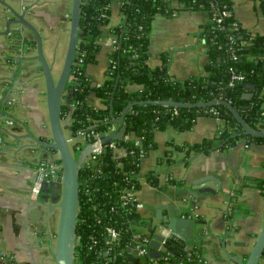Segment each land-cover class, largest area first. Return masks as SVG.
Masks as SVG:
<instances>
[{"label":"crops","instance_id":"1","mask_svg":"<svg viewBox=\"0 0 264 264\" xmlns=\"http://www.w3.org/2000/svg\"><path fill=\"white\" fill-rule=\"evenodd\" d=\"M110 1L109 21L98 38L95 59L85 65V74L95 82L104 80L112 51L106 29L124 20L121 0ZM71 5L72 0H0V31L7 19L14 18L10 8L24 12L40 32L45 56L55 70L66 49ZM231 7L243 28L264 34L261 0H231ZM208 21L204 9L156 13L149 29V68L164 66L171 79L180 81L210 74L201 35ZM16 28L21 34L15 33ZM35 53L32 33L20 24L11 23L9 32L0 35V264H55L60 172L47 177L39 193L32 195L40 163L60 165L55 149L29 137L51 139L45 81ZM89 101L102 105L93 93ZM62 117L66 129L69 116ZM221 123L214 115L198 114L188 128L166 124L155 129V144L141 159L137 173L142 183L135 196L144 203L140 213L150 224L164 222L157 217L158 206L162 216L168 215L170 205L177 215L194 214L197 237L183 242V249H195L205 261L189 264H237L224 252L221 240L228 253L244 259L262 222L264 138L239 137L224 144L218 134ZM210 177L217 180V189L208 185ZM159 232L167 234L162 228Z\"/></svg>","mask_w":264,"mask_h":264},{"label":"trees","instance_id":"2","mask_svg":"<svg viewBox=\"0 0 264 264\" xmlns=\"http://www.w3.org/2000/svg\"><path fill=\"white\" fill-rule=\"evenodd\" d=\"M110 0H82L80 6L79 33L73 64L66 84L70 99L78 100L72 111L69 129L86 127L87 117L97 119L96 127L102 130L110 122L109 100L116 76L111 109L119 116L122 109L132 103L125 111V131H134L143 146L151 149L154 144L153 132L166 124L177 129L188 128L198 114L208 106L175 107L160 103L147 102L148 99H171L194 102L216 97L229 101L252 128L264 127V34H253L238 22L234 28L231 0H121V11L125 23L106 29L107 34L116 36L119 45L112 50L111 56L117 68L110 73L105 70V78L100 85L94 84L85 74V65L95 59L99 48L98 38L109 21ZM264 9V0H261ZM185 9H204L209 16L228 9L230 14L221 23L209 20L201 35L203 46L209 55L207 69L210 74L192 76L182 81L171 79L166 67L149 68L148 58L149 29L156 13L173 14ZM235 58L233 57V54ZM229 66H233L243 77L228 85ZM136 83L140 87L128 88ZM251 85V86H250ZM249 92V98L244 96ZM97 96L102 105L94 106L89 95ZM65 104H61V116ZM222 123L218 134L224 144L235 143L239 137L263 139L264 136L244 134L239 122L223 104L214 105ZM105 118V119H104ZM125 151L121 154L104 149L100 159L94 164H84L79 168V210L76 224L78 240L74 254L79 264H147L139 257L133 245L135 235L147 232L143 227L154 226L142 216L134 206L123 205L121 194L125 186L139 187L135 177L140 168L141 158L131 141H123ZM171 157H167V161ZM147 176L146 181L152 184ZM113 206V209L110 207ZM112 223L120 230L116 241L107 243L103 226ZM93 239L97 243L89 247ZM182 240L173 237L165 241L168 250L158 258L160 264H175L185 254ZM109 248V254L104 249ZM98 249H102L101 252ZM193 252H196L193 249ZM189 264V263H188ZM258 264H264V250Z\"/></svg>","mask_w":264,"mask_h":264},{"label":"water","instance_id":"3","mask_svg":"<svg viewBox=\"0 0 264 264\" xmlns=\"http://www.w3.org/2000/svg\"><path fill=\"white\" fill-rule=\"evenodd\" d=\"M82 0H72L71 10H70V23L68 31V40L66 44V49L64 52L63 60L61 66L56 72L54 66L48 61L43 50L42 37L36 26L25 16L24 12H18L13 8H10L14 18H9L6 21L5 29L0 31L1 34H6L9 32V27L11 23H18L22 27L27 28L33 35L35 40V57L38 59L41 67V71L44 76L45 81V93H46V104L49 118V125L51 131L50 140H42L29 134V137L37 142L38 144L44 145L49 148H53L58 152L60 160V199L57 204L59 208L58 214V224L56 231V241L53 250V257L55 264H75L74 251H75V235H76V224L78 216V206H79V168L81 166V161L86 156L91 148V145H87L79 155L75 156L68 143L65 128L62 123L61 118V103L62 97L66 88V84L71 71V66L73 64L77 41L79 33V19H80V6ZM125 23V18L122 22ZM16 34H21V30L16 28ZM118 75L115 78L114 85L110 94L109 100V114L110 117L121 123L124 118L126 109L132 104L128 103L121 111L119 116H114L111 109V102L116 87ZM251 86V85H250ZM244 96L249 98L251 94L245 92ZM147 102L160 103L164 105H172L175 107H202L210 106L216 104L225 105L235 119L239 122L242 127V132L244 134H250L252 136H264L263 128H252L246 120L242 117L239 111L227 100L221 98H210L208 100H199L194 102H184L176 101L171 99H148ZM124 132V126L121 125L120 128L110 134L103 137V141L112 140L118 138ZM211 180L208 185L211 188L217 189V180L213 177L208 178ZM206 179H201L198 183H202ZM200 187H204L205 185ZM198 187V188H200ZM202 189V188H201ZM208 190L209 188H203ZM168 215L162 216V211L160 206H158L156 212L157 217L161 219V228L167 230L169 235L165 236L163 234L154 232L152 233L151 240L149 242L148 256L152 258H157L162 255L164 251L168 248L164 241L170 240L173 237L178 238L184 242L192 239L195 236L194 229L196 225V220L193 218H186L175 214L173 207L169 206ZM222 248L226 252L227 256L237 262V264H258L261 258V254L264 250V210L262 216V222L260 230L256 236V239L244 259H240L226 251L224 240H221ZM150 264V263H149Z\"/></svg>","mask_w":264,"mask_h":264},{"label":"built area","instance_id":"4","mask_svg":"<svg viewBox=\"0 0 264 264\" xmlns=\"http://www.w3.org/2000/svg\"><path fill=\"white\" fill-rule=\"evenodd\" d=\"M229 14H230V11L228 9H223L219 14L213 13L212 16H209V20H215L218 24H220L223 17L228 16ZM237 22L238 21L233 22L234 28L238 27L239 22L238 23ZM105 38H107L109 43L111 44L112 50L115 49L117 47V45H119V41L117 40L116 36L108 34V35H106ZM233 57L235 58L234 54H233ZM116 68H117V62L111 56V53H110V55L108 57V65H107L106 69H109L110 73H112ZM228 69L230 72L228 85H233L235 83V81L242 79L243 75L240 72L236 71L233 66H229ZM89 80H90V78H89ZM92 82L96 85H100L103 81H99V82L92 81ZM69 96L70 95H69L68 90L65 89L63 97H62V103L65 104L63 116H69V122L66 126V129H65L68 143H69V145L73 151V154L75 156H76L77 150L79 151V153H78V155H79L80 152L87 145H91L90 150L88 151L86 156L81 161V166L84 164H87V165L94 164L97 160L100 159V156L103 154L106 146H107V148L117 152L118 154L123 153L125 151L124 146L121 145V142H123V141H131L133 146H134V149L131 148L129 150V152L134 153L135 147H136L138 150V155L140 156L141 159H143L148 154L150 149L149 148L146 149L143 146L139 136L136 135L134 133V131H125L124 120L121 123H119V122L114 121L110 117L111 120L106 125V127L102 130H99L96 127L97 119L87 117L86 127L84 126L82 128H79L76 130L75 133H72V131L69 129V125L72 122V111L76 107L78 100L70 99ZM205 112L219 118L218 110H217V108L214 107V105L208 106V108L205 109ZM61 118H63V117L61 116ZM121 125L124 126V132L122 133V135L120 137L114 138V139L108 140V141H103L104 136L110 135V134L116 132L120 128ZM64 128H65V126H64ZM83 145H86V146L83 147ZM245 145L247 146L248 144H245ZM60 170H61L60 165H56L53 162H49L48 160L40 163L39 170L37 173V177L34 181V188H33L32 195L39 193L40 185L42 184V182L47 177L52 176L56 173H59ZM135 177L137 178V181L139 180V185H141L142 181L137 176L136 173H135ZM137 188L138 187L135 188L133 184H131L129 186H125L123 188L122 194H121V199H122L121 203L123 205H125V204L132 205V206H134V208L136 210L140 211L143 208L144 203L141 200L137 199L135 196V191ZM110 208L113 209V206H111ZM181 216L186 217V218H194V214H192L191 212L182 213ZM160 228H161L160 224L155 223L154 226H152V228H150V230H147V232L140 231L135 235L136 243L133 245L132 248L134 249L135 253L139 257H143L150 264H160L158 261L159 257L152 258V257L148 256V250L150 248L149 242L151 240L152 233H154V232L160 233L159 232ZM165 231H167V230H165ZM103 232L107 236V239H106L107 243H112V242L116 241L119 234H120V230L117 227H115V225L112 223L105 224L103 226ZM167 235H169L168 231H167V234L165 236H167ZM77 240H78V235L76 234L75 235V245H76ZM96 243H97V240L93 239L91 242H89L87 244L89 245V247H93L96 245ZM164 243H165V241H164ZM98 251L101 252L102 249H98ZM104 254H109V248L104 249ZM2 255H3V253L0 250V257ZM74 259H75V264H79V262L77 260V256L75 254H74ZM194 261L200 262V261H205V260H203L202 256L199 253L193 252L192 249H189V250L185 249L184 256L182 258H180V260L177 261V263H175V264H188V263L194 262Z\"/></svg>","mask_w":264,"mask_h":264},{"label":"rangeland","instance_id":"5","mask_svg":"<svg viewBox=\"0 0 264 264\" xmlns=\"http://www.w3.org/2000/svg\"><path fill=\"white\" fill-rule=\"evenodd\" d=\"M55 70H56V72H58L59 68H57V69H55ZM78 153H79V151L77 150V151H76V156L78 155Z\"/></svg>","mask_w":264,"mask_h":264}]
</instances>
